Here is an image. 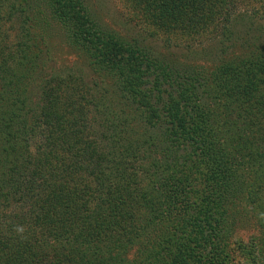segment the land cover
Instances as JSON below:
<instances>
[{"label":"trees","instance_id":"obj_1","mask_svg":"<svg viewBox=\"0 0 264 264\" xmlns=\"http://www.w3.org/2000/svg\"><path fill=\"white\" fill-rule=\"evenodd\" d=\"M129 1L217 51L163 54L84 0H0V264H224L240 218L264 234V19L239 10L264 0Z\"/></svg>","mask_w":264,"mask_h":264},{"label":"rangeland","instance_id":"obj_2","mask_svg":"<svg viewBox=\"0 0 264 264\" xmlns=\"http://www.w3.org/2000/svg\"><path fill=\"white\" fill-rule=\"evenodd\" d=\"M84 1L89 5V10L95 12L99 21L122 33L128 39L139 37L138 39L142 40L144 44L154 47L163 54L171 53L173 56L175 54L191 58V56H187L189 49L190 51H199V49L205 47L209 53L206 56L212 58L217 51V48L214 51L213 48L218 46V38L200 43L199 41H187L185 38H178L161 31L155 32L151 25L149 26L143 21L141 15L131 6L129 0ZM243 4L239 10L247 17L244 24L247 25L249 18L254 21L264 19V13L256 14L258 3L244 2ZM52 45L55 48L52 56L55 55V62L58 65H71L80 59L75 53L69 51L63 42L60 43L59 40H55V44ZM52 45H50V48ZM211 51H213L212 54ZM228 51L236 53L234 49ZM235 226L230 239V255L224 264H264V234L255 218L251 217L250 214L248 216L246 214L237 221ZM238 240L243 241L240 247L238 246L240 242H235Z\"/></svg>","mask_w":264,"mask_h":264}]
</instances>
